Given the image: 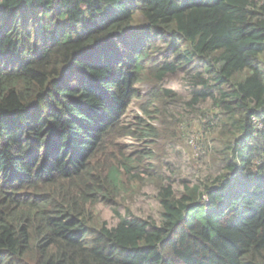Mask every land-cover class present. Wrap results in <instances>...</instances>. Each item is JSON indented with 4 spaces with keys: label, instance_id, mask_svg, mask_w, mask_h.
<instances>
[{
    "label": "trees",
    "instance_id": "1",
    "mask_svg": "<svg viewBox=\"0 0 264 264\" xmlns=\"http://www.w3.org/2000/svg\"><path fill=\"white\" fill-rule=\"evenodd\" d=\"M0 264H264V0H0Z\"/></svg>",
    "mask_w": 264,
    "mask_h": 264
},
{
    "label": "rangeland",
    "instance_id": "2",
    "mask_svg": "<svg viewBox=\"0 0 264 264\" xmlns=\"http://www.w3.org/2000/svg\"><path fill=\"white\" fill-rule=\"evenodd\" d=\"M179 79L180 75L177 74L174 77H170L168 79V86L178 87L179 86ZM137 93L132 99V102L129 106H127L125 114L123 116L124 121L127 122H133V120L137 116H141L142 112L139 108V103L141 102V99H145L147 95V91L149 89V85L147 83L141 82L136 85L135 87ZM156 126H160L159 120L155 119L152 121ZM195 130L187 134L183 137V139H179L176 144L177 147L171 149L169 153L168 150H162L163 146H159L158 150L155 153L156 160H153V163L160 169L164 170L166 172L173 170V165L177 163L176 169L173 170V172L176 174V179L182 178L185 171L188 169V166L190 164H194V159L198 157L200 154H202V148L200 146V143L202 140H204V136L201 134V132L198 131V126L196 123H193ZM180 129L184 131L185 124H180ZM206 138H210L207 134ZM122 142L126 144L128 153H134L143 151L145 145H143L142 142H139L132 138H124L122 139ZM152 145H147V148H150ZM167 148V147H166ZM179 158V162L177 161ZM166 159L168 163L171 164V167L168 168V165L166 166V162H161L162 160ZM197 167V164L195 165ZM129 205H131L132 210L137 215H147L148 213L154 212L156 207V202L152 199H149V197H142L137 196L136 199H133L132 201L128 202ZM109 216V213L106 211V209L103 210V215Z\"/></svg>",
    "mask_w": 264,
    "mask_h": 264
},
{
    "label": "clouds",
    "instance_id": "3",
    "mask_svg": "<svg viewBox=\"0 0 264 264\" xmlns=\"http://www.w3.org/2000/svg\"><path fill=\"white\" fill-rule=\"evenodd\" d=\"M139 84V83H138ZM137 85V84H136ZM136 87V86H135ZM126 111V110H125ZM125 114V113H124ZM124 114H123V116H124ZM142 115V114H141ZM123 116H122V118L121 119H123ZM124 120V119H123Z\"/></svg>",
    "mask_w": 264,
    "mask_h": 264
}]
</instances>
